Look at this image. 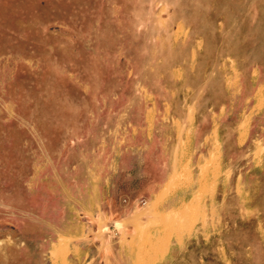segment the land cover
Segmentation results:
<instances>
[{"label":"rangeland","instance_id":"obj_1","mask_svg":"<svg viewBox=\"0 0 264 264\" xmlns=\"http://www.w3.org/2000/svg\"><path fill=\"white\" fill-rule=\"evenodd\" d=\"M0 264H264V0H0Z\"/></svg>","mask_w":264,"mask_h":264},{"label":"crops","instance_id":"obj_2","mask_svg":"<svg viewBox=\"0 0 264 264\" xmlns=\"http://www.w3.org/2000/svg\"><path fill=\"white\" fill-rule=\"evenodd\" d=\"M115 189H116V186H114V184H109L106 187L105 195H103L105 206L107 207L106 209L110 213L121 210L123 206V204H121L120 202L121 200H118V196L120 194L117 193Z\"/></svg>","mask_w":264,"mask_h":264},{"label":"bare ground","instance_id":"obj_3","mask_svg":"<svg viewBox=\"0 0 264 264\" xmlns=\"http://www.w3.org/2000/svg\"><path fill=\"white\" fill-rule=\"evenodd\" d=\"M184 203V202H183Z\"/></svg>","mask_w":264,"mask_h":264}]
</instances>
